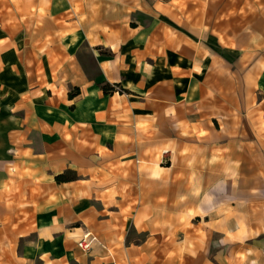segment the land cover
<instances>
[{
    "label": "crops",
    "instance_id": "1",
    "mask_svg": "<svg viewBox=\"0 0 264 264\" xmlns=\"http://www.w3.org/2000/svg\"><path fill=\"white\" fill-rule=\"evenodd\" d=\"M252 106L264 0H0V264H264L211 132Z\"/></svg>",
    "mask_w": 264,
    "mask_h": 264
},
{
    "label": "rangeland",
    "instance_id": "2",
    "mask_svg": "<svg viewBox=\"0 0 264 264\" xmlns=\"http://www.w3.org/2000/svg\"><path fill=\"white\" fill-rule=\"evenodd\" d=\"M116 89L119 90V88ZM234 121L236 124L250 123V126H220L215 123L211 132L217 134L220 145L227 142V146L220 147V176L217 181L220 188L227 187L234 192L233 195H220V202L228 200V202L234 203L235 210L229 215L234 220V225L237 226L238 221L243 217V201L264 200V111L260 110L258 106H252L248 114L238 115ZM192 122L197 123V126L205 127L203 120L191 118L186 120L185 126H190ZM179 123V121H175L173 124L180 126ZM184 136L188 138L210 137V132L205 128L200 131L187 128ZM165 149L167 148L160 149L158 153L160 165L171 163L169 149H167L169 153L166 154L168 159L161 162V152ZM222 152L226 153V158L222 157ZM220 215L226 216L227 212H220Z\"/></svg>",
    "mask_w": 264,
    "mask_h": 264
},
{
    "label": "built area",
    "instance_id": "3",
    "mask_svg": "<svg viewBox=\"0 0 264 264\" xmlns=\"http://www.w3.org/2000/svg\"><path fill=\"white\" fill-rule=\"evenodd\" d=\"M167 153H169V150L167 149L162 150L161 162L166 161L168 159V155H166ZM96 241H97V237L95 235H93L91 232H86L81 236V238H79V240L77 241V245L80 249L84 251H89Z\"/></svg>",
    "mask_w": 264,
    "mask_h": 264
},
{
    "label": "trees",
    "instance_id": "4",
    "mask_svg": "<svg viewBox=\"0 0 264 264\" xmlns=\"http://www.w3.org/2000/svg\"><path fill=\"white\" fill-rule=\"evenodd\" d=\"M102 89H103L104 92H106V93L112 91V87L109 86L108 84H103V85H102ZM74 93H76V92H74ZM74 93H70L69 96H73ZM65 178H66V177L63 176V175L58 176V179H60V180L65 179Z\"/></svg>",
    "mask_w": 264,
    "mask_h": 264
}]
</instances>
